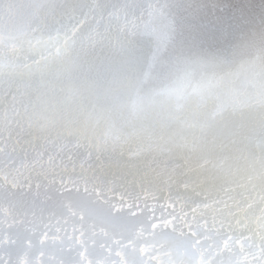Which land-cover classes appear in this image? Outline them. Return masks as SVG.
Listing matches in <instances>:
<instances>
[{"label": "bare ground", "instance_id": "1", "mask_svg": "<svg viewBox=\"0 0 264 264\" xmlns=\"http://www.w3.org/2000/svg\"><path fill=\"white\" fill-rule=\"evenodd\" d=\"M57 1L55 5L57 7L59 4V14L61 13L64 23L67 24L71 17H83L88 20L87 25L85 19L81 20L82 26L78 27L81 34L74 45L77 56L74 57L73 66L59 74L60 82L56 87L52 86L51 77L40 74H32L29 80L19 81V91L26 87H38L40 90V96L33 92L30 98L26 94L28 103L24 100L25 103L21 104L23 106L18 107L23 111L31 107L39 110L48 104H54L56 97L66 94L69 89H78L85 98L82 99L80 108L72 110L71 120L81 119L86 112H92L89 103L93 107L104 103L108 83L114 82L127 63L137 57L147 60L142 81L143 91L140 93L147 97L151 94V88L168 86L182 75L188 66L181 61L189 53L193 57L217 53L206 48L201 53L198 44L193 47V43L201 42L205 37L204 29L210 39L215 31L222 38V34L218 32L220 28H216L222 16L217 11V0L208 3L200 0H124L123 3L120 2L122 9H119L123 13L113 18L111 14V18L107 16V21L100 20L102 14L99 16L95 12L92 16L90 13L92 8L102 11L103 8L111 7L112 0H99L103 2L100 5L95 0ZM45 2L48 1L41 0L40 3ZM25 3L17 1L18 7ZM51 3L50 1L46 4ZM256 3L258 8L255 20L262 22L264 0H257ZM51 6L53 9L54 5ZM26 7L29 8L28 5ZM138 8H144V12L151 10V14L148 12L145 17L137 12ZM228 11H231L229 5ZM2 13L5 20L7 15ZM34 18L22 16L19 21L14 20L15 23L8 22L6 30H2L13 32L14 27L23 30ZM91 34L92 39L88 37ZM44 39H47L46 35ZM221 40L217 38L218 42ZM34 50L43 57L48 56L47 51L38 46L32 50L26 46L25 51L18 55L26 57L29 53L28 57ZM10 52V47L3 48L0 58L7 57L4 60H10ZM20 57L17 56L14 60L23 59ZM233 58L237 57H230V61ZM258 62L260 65V59ZM258 78V74L254 73L252 80L244 83L247 85L244 97L234 94L230 99L227 97L221 98V102L213 101L221 109L219 112L214 110V116H224L223 120H206L200 114L201 106L176 125L169 118L167 109L160 107L155 119L141 122L133 128L124 123L117 109L106 120H99L98 117L93 119L87 139L83 135L59 138L55 136L50 139L40 129L34 128L31 121L24 119L23 124L29 126H26L27 130L36 129L37 135L28 142L6 144L0 148V236L5 241L0 249V258L5 264H130L127 259H118L114 254L119 252L121 255H128L132 251V247H126L129 241L142 238L143 235H152L156 238L164 237L165 243L173 238L170 256L162 264H193V260L195 264H200L202 256L208 258L207 264L264 262V255L261 254L259 211L250 213L245 218L231 199L235 192L230 190L237 186L231 181L218 183L214 179V176L227 177L235 174L237 166L242 164H247L250 169H258L261 158L264 157V111L260 103L264 84L260 81L262 86L258 88ZM194 79H200L199 70ZM227 82L219 88L220 92L230 86H227ZM84 85L88 87L85 88ZM4 93L2 92V96ZM6 97L0 98L2 114L4 107L8 106H2L4 100L7 101ZM2 99L4 100L1 104ZM15 113L17 112L14 111L13 114ZM11 114L7 117L4 112L3 116L11 117L9 121H12L14 116ZM50 114L55 115L57 121L63 119L65 126L70 124V113L67 110L62 117L55 109ZM1 117L0 114L2 123L7 120ZM16 118L11 123L5 122L9 123L5 125L6 129L13 127L12 123L18 120ZM18 122V126L22 127V121ZM186 122L191 125L183 127L181 124ZM238 123L245 124L252 130L246 132H250V135L238 139L240 143L234 145L230 140L237 134L230 135L231 132L228 131ZM1 124L0 128L3 127ZM10 129L12 134L15 128ZM23 129L22 127L20 131ZM3 130L0 133L2 138L5 134L9 136L10 132L3 134ZM256 130L259 132L256 133ZM113 132L116 133L115 136L112 135ZM218 132H221V138L217 136ZM196 135H200L203 145L208 146L210 142L211 148L216 152L215 162L210 161L201 169L199 154L197 157L183 155L187 149L173 146L175 141L188 140ZM100 136L110 146L104 151L99 148L92 150V140L95 138L99 144ZM214 136L217 137L215 143L211 141ZM135 150L152 151L131 161L128 155ZM13 181L16 182L15 187L12 186ZM126 208H130V213ZM229 209L243 223L238 224L229 215ZM153 222L157 224L155 229L150 226ZM189 226L195 229L197 237H203L200 238L202 249L198 253L191 249V241H182L185 237L177 234ZM74 230L78 241L76 244L66 238V233L71 237ZM233 231L236 235L244 234L240 237L241 242L234 248H225L224 233ZM42 233L46 235H41ZM9 236L16 240V244L11 247L7 243ZM245 240L247 243H244ZM113 241H123L125 246L117 247ZM30 242L32 247L29 248ZM179 243L181 244L178 245Z\"/></svg>", "mask_w": 264, "mask_h": 264}, {"label": "snow or ice", "instance_id": "2", "mask_svg": "<svg viewBox=\"0 0 264 264\" xmlns=\"http://www.w3.org/2000/svg\"><path fill=\"white\" fill-rule=\"evenodd\" d=\"M0 5H3V0H0ZM86 6L91 7V5ZM12 7L13 5L10 4L9 8ZM35 7V18L23 30L15 34L9 33L7 36L3 31H0V51L5 47H10V60H14L17 53H23L26 46L29 50L38 46L43 51H47L48 56H42L43 64L40 61H35L33 57L35 68L32 65L25 64L26 71L19 72L16 75L23 79L32 74L48 76L53 80L52 86L56 87L60 82L59 74L70 69L74 63V57L77 56L74 45L79 37L78 25L81 24V19L71 17L67 24L64 23L63 17L60 19L53 17L52 20H49L48 14L51 5L37 3ZM113 15H116L115 9ZM81 16H83L82 11ZM262 24H264V20H262ZM53 32H55V35H53ZM45 35L47 39H44ZM261 40H264V31L261 32ZM33 42H35V45ZM197 44L201 53H203L205 51L203 42L193 43V47ZM233 56H240V59L229 62L230 57ZM181 62L188 66L182 75L173 80L168 86L159 89L151 88V94L145 97L141 96L140 93L143 91L142 81L145 77L144 68L147 65V60L139 57L130 60L116 80L108 83L104 103L102 105L97 104L95 107L89 103L92 112L88 114L86 128L83 118L75 121L71 120L72 110L80 108L81 101L85 98L78 89H69L66 94L58 95L54 104H48L39 110L35 107L25 109L20 119L31 121L34 128L40 129L49 138L55 134L58 138L80 137L83 135L85 139L88 138L87 132L91 130L93 119L98 117L99 120H106L117 109L120 111L124 123L133 128L141 122L155 119L157 110L160 107L167 109L169 118L174 120L176 125H179L191 111L201 108V106L203 107L200 114L206 120H223L225 119L224 116H214V110L219 112L221 109L217 108L210 97L215 95L216 89L226 81H231L233 87L250 82L255 71V62L250 59L245 60L241 54V46L231 42L228 47L220 49L216 54L187 56ZM224 64L227 66H215ZM9 67H12V65L10 64ZM198 70L200 79L196 80L194 77L197 75ZM2 76L3 64L0 63V77ZM259 80L264 84V50L260 55ZM84 87L87 88L88 86L84 85ZM260 103L262 111H264V91L261 92ZM53 109L61 117L67 110L70 113V124L65 126L63 119L57 121L55 115L50 114ZM125 131H127V128H125ZM112 135L115 136L116 133L113 132ZM99 139L101 141L99 144H97L95 138L92 140V150L99 148L100 151H104L106 147L110 146V143L105 141L103 136H100ZM214 179L218 183L220 181L225 183L231 181L237 186L235 189L230 190L235 192L231 199L235 208L238 212L243 213L245 218H248L250 213L255 214L257 210L259 211L261 254L264 255V157L261 158L258 169L255 167L250 169L247 164H242L237 166L235 174H230L227 177L214 176ZM12 186H16L15 181H13ZM225 207H228L227 202H225ZM229 215L236 219L238 224L243 223V220L231 209H229ZM150 226L155 229L157 224L153 222ZM189 233V239L192 241L191 249L194 253L200 252L202 249L200 238L192 231L191 226H189ZM41 235H46V233ZM243 235V233L236 235L235 231L232 233L225 232L224 247L234 248L237 243L241 242L240 237ZM66 238L70 239L73 244L78 242L75 230L71 237H68L66 233ZM113 242L117 247L125 246L123 241ZM4 243L3 237L0 236V249H2ZM7 243L11 247L16 244V240L9 236ZM244 243H247V240ZM28 247H32L31 242ZM136 251L146 253L149 259L155 256L154 252L146 249L137 248ZM116 254L119 255V252ZM207 261L208 258L202 256L200 264H207ZM0 264H5L2 258H0ZM193 264H195L194 260Z\"/></svg>", "mask_w": 264, "mask_h": 264}, {"label": "rangeland", "instance_id": "3", "mask_svg": "<svg viewBox=\"0 0 264 264\" xmlns=\"http://www.w3.org/2000/svg\"><path fill=\"white\" fill-rule=\"evenodd\" d=\"M17 1L16 0H3V5H0V7L2 6L1 9H0V14H1L0 15V26H1L0 28H1V31H3L5 29L6 24L15 23L17 20L19 21L22 16H26L28 18L29 17L30 18L34 17L33 15L36 12L35 11L36 10L35 5L37 3L41 4L40 3L41 0H35L34 3L32 2L33 0H30L31 2L29 0H27V1L26 0H19L20 3H23V2L25 3L26 2L25 5L27 4L29 6V8L31 7L29 9L28 7H26L27 5L26 6L25 5H22L23 7L20 6L21 7L20 8V7H18ZM46 1H48V2L51 1L53 3V4L51 3V5H54V8L53 9H52L53 6L51 7L52 11L56 10V11H54L55 14L54 13H50L52 11H49L48 18L50 20H52L51 19L52 17L58 16V14H59V11H60L59 4L56 7V5H57L56 2L58 3L57 0H55V2L53 0H46ZM95 1L97 2L98 5H100V4H103L102 1H104V0L100 1L102 3H100L99 0H95ZM123 1L124 0H122V1L121 0H118V1L117 0H112L111 7H106L105 8L106 10L103 8L102 11L101 10H98L97 8L96 9L94 8V10H93V8H92L90 15L93 16V15H95L97 13V15L100 16L102 14V16H100V18H101L100 20L107 21L108 20V17L111 18V16L113 15V11L114 10H112V8L113 9H116L117 8L115 10V12L119 11L118 14H116V16L119 15V14H121V13H123L122 10H119L120 8L122 9V7L120 6V4L123 3ZM197 1H199V0H197ZM200 1H203L205 3H208L209 1H212V0H200ZM48 2H45V4L48 3ZM256 2H257V0H217V3L219 5V8L217 9V11L219 13H221L222 16H221V19H220L218 25H216V28L217 29L220 28L218 32L222 34V38H220L219 37V34L217 35L216 34V31H215V34L212 35V39H210L211 37L206 33L207 30L204 29L205 30L204 31L205 32L204 33L205 34V37L202 38L201 42H203L204 48L209 49V51H211V52L214 51V53L215 52H218L220 49H224V48L228 47L230 42L231 43H235V44H239L241 46V54L243 55L244 59L245 60H249L250 59V60H253L255 62V71H254V73H257L258 74V77H259V62H258V60L260 59V55H261L262 50H264V40H261V32L264 31V24H262V22L260 20L259 21L258 20H255V17H256L255 14L257 13L256 12V9L258 8L257 7L258 3H256ZM32 3H33V6L31 5ZM10 4L13 5V7L11 8L12 10L7 7L8 5L10 6ZM228 5H229V9L231 10L230 12L228 11ZM101 7H103V6H101ZM5 9H6L7 12L5 11ZM139 9L140 8H138L137 12H139L141 14H144L145 17L148 15L147 14L148 12H149V14H151L150 13L151 10H149V9H147L149 11H146V12H144V8L140 9L141 11ZM8 10H10V12L13 13V14H11ZM105 11H107V12H105ZM109 11H112V13L109 14ZM2 12H4L5 15H7L6 18H8V19L5 18V20H4V18H2V17H5ZM142 12H144V13H142ZM181 13L182 12H180V14ZM23 14H25V15H23ZM29 14H31V15H29ZM11 15L13 17L10 18ZM18 15H20L21 17H18ZM113 17H115V15H113L112 18ZM58 18L59 19L61 18V13L59 14V16L56 19H58ZM80 19L82 21H84L85 18L83 19V17H82ZM14 20H15V22H14ZM82 21H81V24H80L81 26H82ZM87 21L88 20H86V25H87ZM4 22H6V23H4ZM80 25H78V27H80ZM97 25H98V23H97ZM20 30H22V29L19 28V27H17V28L14 27L13 28V32L11 30L10 32H4L3 31V33L6 34L5 36H7L9 33H13L14 34V33L18 32ZM210 32H212V31L210 30ZM79 34H81V33H79ZM88 37L91 38V37H93V35L91 34ZM213 37H214V39H213ZM216 37L219 38V39H222V40L220 42H218ZM217 45H218V47H217ZM34 53L31 52V54H34V55L31 56V54H30V56H28L30 59H28V57H27V55L29 53L26 55L28 61H26L27 59H26L25 55L23 57L21 55H18L19 53H17V56L18 57L21 56L20 58H23V59L17 58L18 60H16V61L15 60H8L7 59L10 63H8V61L4 60L7 57H3V58L1 57L2 60L0 58V60H1L0 63H2V61L3 62L5 61L3 63V66L6 67V68L3 67V76L0 77V88L3 87V85H4L3 88H6L8 91H9V89L12 90V91H9V92L6 89H3V88H2L3 90L2 89L0 90V93H1L0 94V96H1L0 98H4L5 99V97L7 96L6 98H7V101L9 102L8 103L6 100L2 99L1 100V104H2V101L4 100L5 103H3L2 106L3 105H5V106L8 105L6 108L3 106L4 107L3 110H4V112H6L7 117H8V115L10 116V114H11L12 111L13 112L16 111L17 113L13 114V112H12L11 116L12 115L14 116V117H12L13 119L17 117L16 120L17 119L18 120H21L22 121V124L24 123L23 122L24 119H19L20 118L19 116H21L22 113H23V109H20L23 106V105L21 106V104L23 102L25 103L24 100H26V104H27L28 101H29L28 97L31 98L33 92L37 96H40V90H39L38 87H35V88L26 87V88H24V90L19 91L17 89L18 84H19V81H21V80H23V81L24 80H29L32 77V75L28 76L26 79H23V78H21L20 76H18L16 74L19 73V72H24V70L26 71V69L24 68V65L25 64L32 65L33 68H35V66H34L35 65V62H33L34 61L33 60V57L35 58V61H39L40 60L41 64L44 63V61H42L41 54L40 53H36V51ZM188 55L190 56V55H193V54H190L189 53ZM236 57L237 58H233L231 61L229 60V62H235V61H237V60L240 59V56H236ZM20 60L21 61L22 60L23 61L25 60V61L24 62L22 61L20 63ZM14 62H15V64H14ZM9 64H11L12 67H9ZM215 66L216 67H226L227 65L224 64V65H215ZM13 70L15 72V75H13L14 74ZM5 71H6V73H5ZM11 77H13V78H11ZM14 77H16V78H14ZM7 82H8L9 85L7 84ZM12 82H14V85H13ZM227 83H228L227 86H229V85L230 86L227 87L226 89L224 88V90H223L224 92H220V90H219L220 87L218 89H216L215 95H213L212 97H210V99L212 101H215V102H218L219 101V102H221V98L222 99L223 98L226 99L228 97L230 99V97L232 95H234V94H239L241 97H244L245 96L246 89H247V85L246 84L243 83L240 86L233 87L231 81H228ZM15 84H16V86H15ZM257 84H258V88H260L262 86V84L260 83L259 78L257 80ZM13 86H14V88H11ZM27 89H29V90H27ZM13 90L17 91L18 94L15 91H13ZM31 90H33V91H31ZM1 91L2 92H5L3 96H5V94H7V95L5 97H3ZM10 93H12V94H10ZM14 93L17 94V95L15 96ZM26 94L29 95V96L27 97ZM13 95H14V97H13ZM21 97H22L23 100H21ZM26 97H27V99H26ZM11 100H12L13 103L11 102ZM14 104H16L17 106H14ZM11 105L14 106V107H12ZM0 107H1V105H0ZM8 107H11V108L9 109ZM18 107H20V108H18ZM5 109H7L8 111H5ZM20 110H22V111L19 112ZM1 112H2V110L0 111V114L2 116L1 118L4 117V118L7 119L3 123L1 122V121H3V119L0 120V122L2 123V124L1 123L0 124L3 126L2 128L5 130L7 128V126L5 127V125L6 124L9 125V123H11L14 120L12 119V121H9V118H11V117H9V118L5 117V115L3 116L4 112H3V114ZM7 112H9V114H7ZM17 114H19V115L15 117V115H17ZM88 114H89V112H86L84 114V116L81 117V118H83V121H84V124H85V128L87 127ZM18 120L12 123L13 124V127L16 130V132H15V130H13L12 134H11V131L12 130L10 128H13V127H9L8 129L10 131L8 129H6L5 132H4V130L2 128H0V133H2V130H3V134L6 133V131L10 132V133L7 132L9 134V136L7 135L8 138H7V136H5L6 134L3 135V138L5 136V139L4 140H2L3 139L2 138V135H0V137H1L0 138V148H2L3 145H6V144L17 145V144H20V143H23V142L24 143L25 142H28V140H31L32 138H34L37 135V133L35 132L36 129L35 130L33 129V131H32L31 130L32 129L31 127H30L31 129H29L31 132L28 133L29 130H27V129L29 128V126H27L26 124H23L22 125V127L24 128L23 129L24 131L23 130L20 131V129H22V127H21V125L18 126V124L20 122V121L18 122ZM7 121H9V123H6L5 124V122H7ZM15 123L17 124V127H19V130H17L18 128H16ZM20 124H21V122H20ZM181 125L183 127H187V126L189 127V125H191V123L190 122H186V123H183ZM251 130L252 129L248 128L245 124L238 123L233 128H231L230 131H228V132H231L230 135L237 134V136H235L232 140H230V142L232 144H234V145H236V143L238 144V142H239L238 139L243 138V136H245V135L247 136V134H249L250 132L249 133H246V132L251 131ZM23 132H24V134H23ZM258 132L259 131L256 130V133H258ZM20 134H22L23 136L24 135H26V136L23 137ZM14 135L17 138L14 137ZM217 136L221 138V132H218ZM18 137H19V139H18ZM54 137H55V134H53L50 139H53ZM6 138H7V140H6ZM216 140H217V137H215V136L212 137V139H211V141L213 143H215ZM225 142L229 143V141H225ZM208 144H209L208 146L203 145V143L200 142V135H196L195 137L188 138V140L182 139V140L175 141V143L173 144V146H175L176 148H179V149H184V148L187 149V152L186 153H184V154L181 153L183 155H190L192 157H197V154H199L200 157H201V161L199 163V168L201 169L202 167H205V165L207 163H209L210 161H214L215 162V160H216V152H214L213 149L211 148V146H210L211 143L209 142ZM150 151H152V150H147V151L135 150V151H132L128 155V159L132 161V160H134V158L136 159V158L142 156L145 153H151ZM135 154H136V156H135ZM126 211L128 213H130V208H128V209L126 208ZM191 229H192L193 232H195V229H193V228H191ZM177 234H181L180 236L182 238L185 237L184 239H182V241L183 240L191 241L188 238L189 235H190L189 228H184L183 230H181L180 233H177ZM143 236L144 237H142V238H136V239L131 240V243H129V245H126L127 248L132 247V251L128 255H121V254L117 255L116 254L117 252H116L114 254V257H117L118 259H124L125 258V259H127L130 262V264H162L166 259L169 258L170 251L173 248V245H171V244H174V241H173V238L172 237L168 239L167 243H165L166 242V239L164 237L163 238H156V237H154L152 235H143ZM199 238H203V237H199ZM180 244L181 243H179L178 245H180ZM137 248H141V249H146L148 251H152V252L155 253V256L152 259H149L148 256L146 255V253L136 251ZM120 264H122V263H120Z\"/></svg>", "mask_w": 264, "mask_h": 264}, {"label": "water", "instance_id": "4", "mask_svg": "<svg viewBox=\"0 0 264 264\" xmlns=\"http://www.w3.org/2000/svg\"><path fill=\"white\" fill-rule=\"evenodd\" d=\"M245 264H264V262H261V263H260V261H257V262H254V263L249 262V263H245Z\"/></svg>", "mask_w": 264, "mask_h": 264}]
</instances>
